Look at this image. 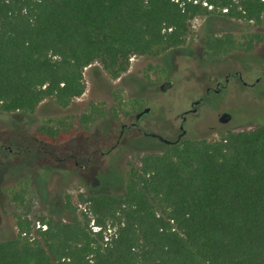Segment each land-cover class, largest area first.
<instances>
[{"label":"trees","instance_id":"trees-1","mask_svg":"<svg viewBox=\"0 0 264 264\" xmlns=\"http://www.w3.org/2000/svg\"><path fill=\"white\" fill-rule=\"evenodd\" d=\"M263 12L264 0H0V111L31 113L47 98L67 107L85 90L87 66L116 79L131 56L184 45L196 16L259 25ZM237 47L231 32L203 39L210 58ZM66 133L37 129L54 143ZM160 144L127 164L122 191L82 192L77 203L66 195L71 221L16 213L0 264H264V124Z\"/></svg>","mask_w":264,"mask_h":264},{"label":"rangeland","instance_id":"rangeland-1","mask_svg":"<svg viewBox=\"0 0 264 264\" xmlns=\"http://www.w3.org/2000/svg\"><path fill=\"white\" fill-rule=\"evenodd\" d=\"M226 32L235 36L238 47L216 58L204 55L205 36ZM252 33H260V39L249 44ZM236 69L254 85L231 78L221 92L211 91L215 102L207 107L208 112L189 115L185 124L186 137L217 139L226 130L264 124V12L259 25L220 14L196 16L184 45L156 55H133L128 70L116 79L99 62L87 66L85 90L67 107L47 98L31 113L0 111V240L16 235V213L34 220L52 216L71 221L73 215L64 206L66 195L77 203L82 192L122 191L121 173L127 164L137 163L144 153L158 150L162 144L129 129L111 153L95 152L87 170L76 166L75 160L88 164L90 151L106 150L116 141L121 124L134 120L145 106L151 111L144 115L143 124L151 118L166 137H175L180 131L179 113L199 96L207 101L206 87L215 86L217 80L224 82L226 73ZM167 81L172 85L161 89ZM92 108L93 120L81 123L80 115ZM224 111L231 114L225 123L219 121ZM43 124L65 128L67 133L56 143L44 141L37 134ZM13 191H21L23 200H14ZM78 207L84 209L85 205L79 203Z\"/></svg>","mask_w":264,"mask_h":264},{"label":"flooded vegetation","instance_id":"flooded-vegetation-1","mask_svg":"<svg viewBox=\"0 0 264 264\" xmlns=\"http://www.w3.org/2000/svg\"><path fill=\"white\" fill-rule=\"evenodd\" d=\"M231 78H233L235 80V82H242L244 85H247V86L254 85V82H249L243 77V73H242V71L240 69H236L235 71H228L226 73V75H225L224 82H221V81L217 80L216 83H215V86L212 87V86L209 85V86L206 87L205 93H206V96L208 98L207 101H206V99L204 97L199 96V97H197L196 99H194V100H192L190 102V107L189 108L183 109L179 113V117L181 118V120H180L178 129L181 131V125L183 124V126L185 127V124L190 121L189 115H200L202 111L207 113L208 112L207 107L210 104H214V102H215L214 100L211 99V96H210L211 91L214 92V93L221 92L224 88L227 87V85H228V83H229ZM259 79H260V76L258 75L256 77V81L259 80ZM165 85L170 86V85H172V82L171 81H167L164 84L160 85L161 89H163L165 87ZM209 100H212V101L210 102ZM199 105H204V107H206V108L202 109L201 107H199ZM143 108L144 107H142L140 110H142ZM140 110H138L135 113V116ZM150 111H151V108L149 109L148 112H150ZM146 113L141 115L138 119H136L135 116H134V120L122 123L121 126H120V130H119V133H118L116 141L112 145H110L106 150H102V149H99V148H93L90 151V153H89V155L87 157V161L89 162L88 164L79 163L77 161V159H76L77 158L76 155H73L75 157V159H76L74 164L76 166H78V167H81V168H84V169L87 170L91 166V164H93L92 156L94 155L95 152H99L102 155H108L109 153H111L118 146V144L120 143V140H121L123 134L125 133V131H127L129 129H135V130L139 131L140 133H142L143 134V139H146V140L153 139V140H155V141H157L159 143L162 142L157 137H153V136L145 134V132H157V133H160V134L164 135L161 131H159L156 127H154V122L152 121L151 118L146 119V122H144L145 124H143L142 120H143V117H144V115ZM222 113L220 114V116L222 115ZM81 116H82V114L80 115V117ZM220 116H219V118H220ZM230 118H231V116H230ZM219 121H220V119H219ZM134 122H136V124H133ZM88 123H90V122H88ZM88 123H85V124H88ZM123 124H125V125L123 126ZM144 125H145V127H144ZM185 129H186V127H185ZM179 132L177 133V135L179 134ZM187 132L188 131L186 129V133ZM186 133H185V135L182 138L186 137ZM177 135L175 137L171 138V139L176 138Z\"/></svg>","mask_w":264,"mask_h":264},{"label":"water","instance_id":"water-1","mask_svg":"<svg viewBox=\"0 0 264 264\" xmlns=\"http://www.w3.org/2000/svg\"><path fill=\"white\" fill-rule=\"evenodd\" d=\"M149 109H150L149 106L144 107L142 110H140L136 114L135 118L138 119L141 115H143L144 113L148 112ZM230 116H231V114L229 112L225 111V112L222 113V115L220 116L219 119H220L221 122L225 123V122L229 121ZM133 124H136V122H134ZM124 125L125 124H123V126ZM185 133H186V129L183 126V124L181 125V131L179 132L177 137L174 138V139L168 138V137H166V136H164V135H162L160 133H157V132H145V134L153 136V137H157L160 141H162L163 143H167V144L175 143V142L180 141L182 139V137L185 135Z\"/></svg>","mask_w":264,"mask_h":264},{"label":"built area","instance_id":"built-area-1","mask_svg":"<svg viewBox=\"0 0 264 264\" xmlns=\"http://www.w3.org/2000/svg\"><path fill=\"white\" fill-rule=\"evenodd\" d=\"M92 223H93V222H92ZM36 226H37V227H42L43 229L46 228V225H45V224H41L39 221H36ZM93 228H94L95 230L99 229V227H98V226H95V225H93Z\"/></svg>","mask_w":264,"mask_h":264}]
</instances>
